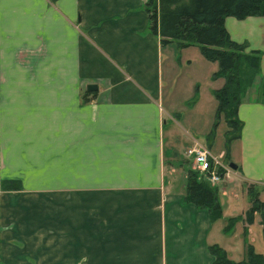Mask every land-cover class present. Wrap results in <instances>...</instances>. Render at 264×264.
Listing matches in <instances>:
<instances>
[{"label":"crops","instance_id":"0c3cea01","mask_svg":"<svg viewBox=\"0 0 264 264\" xmlns=\"http://www.w3.org/2000/svg\"><path fill=\"white\" fill-rule=\"evenodd\" d=\"M145 1L0 0V179L22 183L0 189L21 192L19 201L32 190L36 218L41 211L56 218L31 236L26 217L19 218L24 243L17 246L7 237L18 231L3 229L7 215L0 264H211L214 247L233 261L245 259L246 239L229 247V235L238 239L224 229L225 219L188 198L182 166L195 167L185 155L195 142L211 149L222 118L227 131L215 96L225 79L214 72L222 80L208 99L212 112L199 131H188L190 80L198 67L208 73L207 60H195L192 49L204 55L199 45L162 42L150 29ZM225 26L248 53L259 52V73L247 87L261 85L264 14L227 16ZM186 67L191 71L183 75ZM90 84L97 89L89 91ZM250 91L241 93L242 128L225 161L237 164L230 181L246 190V212L252 189L264 201V90ZM45 162L54 163L51 171L28 167ZM260 220L259 214L263 235Z\"/></svg>","mask_w":264,"mask_h":264},{"label":"trees","instance_id":"16d2710c","mask_svg":"<svg viewBox=\"0 0 264 264\" xmlns=\"http://www.w3.org/2000/svg\"><path fill=\"white\" fill-rule=\"evenodd\" d=\"M145 7L150 29L161 36L162 42L177 40L183 46L199 45L206 58L219 62L217 75L223 76L225 81L215 90V96L218 112L223 114L227 124L225 141L228 144L242 128L237 108L241 101L243 72L246 83H250L254 74L259 73L260 56L258 51L248 53L244 43L231 38L225 18L264 14V0H149ZM2 182V189L17 190L22 186L19 179H2ZM186 193L190 200L211 208L215 216L219 214L215 189L199 178L197 172L188 174ZM249 197L251 207L246 212L247 219L251 222L256 211L260 214L264 238V201L253 189ZM246 253L244 260L236 262L229 259L220 247H214L215 259L211 264H264V254L256 252L251 245Z\"/></svg>","mask_w":264,"mask_h":264},{"label":"rangeland","instance_id":"374dc122","mask_svg":"<svg viewBox=\"0 0 264 264\" xmlns=\"http://www.w3.org/2000/svg\"><path fill=\"white\" fill-rule=\"evenodd\" d=\"M149 0L145 1V6ZM149 15V14H148ZM195 55V60L203 59L207 60L202 63V66H205L206 70H208V73L203 72L201 68L198 73L195 74V76L190 80V86L192 88V92L194 93V96L186 101L184 103V106H186V119H187V125L184 122V126L188 129V131L195 132L199 131L200 127L203 126V123L206 121L207 118V112H212L211 104L213 103V98H211L210 101L208 99L212 95V89L215 87V89L219 88L220 86H216L217 82H221V77L216 78L214 77V72L219 70V62L217 60H210L205 59V56L199 49H192ZM186 57L182 56L181 61H185ZM244 66H247L244 61ZM190 72V68L186 67L183 71V75ZM188 75V74H186ZM254 77H252L253 79ZM256 77L254 79L255 83ZM253 83V82H252ZM247 88V89H246ZM251 89L250 92L255 95H263L264 90V82L260 84H253V86L247 87L246 83V74L243 72L242 76V92ZM205 100V101H204ZM204 102V107L202 109L201 103ZM221 117H223V114H220ZM223 118L218 123V126L215 130V134L213 135V142L211 144V150L214 154L222 156V160L225 162L228 160V147L225 141L224 137V129L221 127L223 123ZM35 151H33V147L30 146L27 151L28 159H33V154ZM0 166H2L0 164ZM54 166L53 162L50 163H29L28 167H39V169L43 170H49L51 171ZM183 169L187 170L188 173L190 172H197V169L195 167H192V164L189 162L182 163ZM64 168L66 169V163L64 164ZM29 170H32L31 168ZM234 171L232 170L231 174L233 175ZM197 174L200 177H203L202 174ZM231 174L229 176H224V178L216 183H214L213 188L217 192V205L219 208V214L217 217L219 219L223 218L226 221V226L224 229H227L229 231H233L234 234H236V237L238 240H233L231 238V235H229L227 239V243L229 247H236L238 248L239 242L242 243L243 239H246V244L244 243L243 249L245 251V254H243V258L247 257V247L248 243L252 244V247L255 251H260L264 254V238L262 235V232L260 230V227L258 225L257 219H259V214L256 211L254 213L253 221H249L246 216V208L249 207L248 203V195L244 188H242V185H236L235 183H232L230 181ZM11 185H14L15 183H10ZM4 185L2 182V179H0V188ZM218 187H220V191H218ZM4 190H13V189H4ZM225 191V192H224ZM237 192L238 195H234V193ZM21 192H11L8 194V192H2L0 189V223H2L7 215L10 217L9 221L4 223L3 229L4 230H12L18 231V234H14L10 237H7L8 241L13 242V244L17 246H21L23 241V235L20 233L24 230V223L19 220V218H25V224L28 223L30 226L27 230L28 236L39 234L42 231H45L50 228V226H55L56 218H53L51 214H46L50 212H43L41 211L39 214V217L36 218V211L32 209H37L40 204L37 202V193L32 192V190H29L26 193H23L20 198ZM2 196V197H1ZM42 197L48 199V201H51L52 196L50 194H45ZM3 199L10 198L12 201L4 202ZM33 200H36L35 203H32ZM34 205L35 207H31ZM28 209L26 212L25 209ZM48 215V217H47ZM245 223V226L244 224ZM251 229V231H250ZM25 232V233H27ZM7 231H1L0 236L6 235ZM26 235V234H24ZM251 238L254 239L251 240ZM238 242V243H237ZM237 250V249H236ZM235 250V251H236ZM234 251V252H235Z\"/></svg>","mask_w":264,"mask_h":264},{"label":"built area","instance_id":"2783aa9c","mask_svg":"<svg viewBox=\"0 0 264 264\" xmlns=\"http://www.w3.org/2000/svg\"><path fill=\"white\" fill-rule=\"evenodd\" d=\"M185 155L192 158L198 173L214 183L222 180L233 170L222 160V156L214 154L209 147L199 142L187 148Z\"/></svg>","mask_w":264,"mask_h":264},{"label":"water","instance_id":"95a60500","mask_svg":"<svg viewBox=\"0 0 264 264\" xmlns=\"http://www.w3.org/2000/svg\"><path fill=\"white\" fill-rule=\"evenodd\" d=\"M95 89H97V86L95 85V84H90L89 86H88V90L89 91H92V90H95ZM230 167L231 168H237V164H235V163H230Z\"/></svg>","mask_w":264,"mask_h":264}]
</instances>
